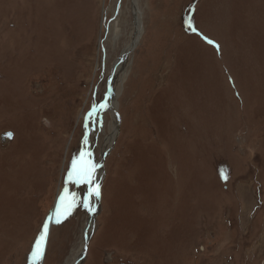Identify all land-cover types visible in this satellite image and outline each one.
<instances>
[{
    "label": "rangeland",
    "instance_id": "obj_1",
    "mask_svg": "<svg viewBox=\"0 0 264 264\" xmlns=\"http://www.w3.org/2000/svg\"><path fill=\"white\" fill-rule=\"evenodd\" d=\"M80 253L264 264V0H0V264Z\"/></svg>",
    "mask_w": 264,
    "mask_h": 264
},
{
    "label": "bare ground",
    "instance_id": "obj_2",
    "mask_svg": "<svg viewBox=\"0 0 264 264\" xmlns=\"http://www.w3.org/2000/svg\"><path fill=\"white\" fill-rule=\"evenodd\" d=\"M135 16H136V14H135ZM130 48V47H129ZM126 52H127V50L126 51H124V53H123V60H124V57H126ZM119 80H121V77H119V79H118V81ZM116 92V91H115ZM117 93V92H116ZM116 97H115V93H114V91L112 92L111 91V95H110V106H111V108L112 109H115L116 108V101H114V99H115ZM110 146V143H108L107 142V144H106V147H105V150H104V152L108 149V147ZM96 184V182L94 183V185ZM93 214H94V211H93V213H92V217H93ZM54 215V214H53ZM53 215L51 214V216H50V219H49V221H48V223H47V225H46V227H45V231H44V233L42 234V238H41V240L38 242V244H37V246H36V248H35V253H38L36 256H35V258H37L39 255H40V253L43 251L42 249L44 248V246H45V242H46V239H47V233H49V230H50V227H51V222H52V217H53ZM51 220V221H50ZM92 220V219H91ZM89 233L87 232V235H88ZM34 255V254H33ZM77 258V259H76ZM80 260H81V253L77 256V257H75L69 264H74V262H75V264L76 263H79L80 262Z\"/></svg>",
    "mask_w": 264,
    "mask_h": 264
},
{
    "label": "snow or ice",
    "instance_id": "obj_3",
    "mask_svg": "<svg viewBox=\"0 0 264 264\" xmlns=\"http://www.w3.org/2000/svg\"><path fill=\"white\" fill-rule=\"evenodd\" d=\"M209 43H212L211 41H209ZM7 138H11L12 137V133H7L6 134ZM74 174L79 178V179H84L86 176H89V173L87 171L86 168H84L83 166L79 167V168H76L74 166ZM92 195H95V196H98L99 195V189L97 187L96 190H94L92 192ZM70 206V205H68ZM38 253H34V255H37Z\"/></svg>",
    "mask_w": 264,
    "mask_h": 264
},
{
    "label": "water",
    "instance_id": "obj_4",
    "mask_svg": "<svg viewBox=\"0 0 264 264\" xmlns=\"http://www.w3.org/2000/svg\"><path fill=\"white\" fill-rule=\"evenodd\" d=\"M105 155H106V154H104V156H103V159H102V160H104V157H105Z\"/></svg>",
    "mask_w": 264,
    "mask_h": 264
}]
</instances>
